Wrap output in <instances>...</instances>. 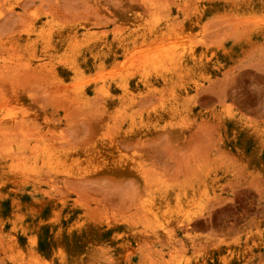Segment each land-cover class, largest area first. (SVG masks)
Listing matches in <instances>:
<instances>
[{
  "label": "rangeland",
  "instance_id": "obj_1",
  "mask_svg": "<svg viewBox=\"0 0 264 264\" xmlns=\"http://www.w3.org/2000/svg\"><path fill=\"white\" fill-rule=\"evenodd\" d=\"M0 264H264V0H0Z\"/></svg>",
  "mask_w": 264,
  "mask_h": 264
},
{
  "label": "bare ground",
  "instance_id": "obj_2",
  "mask_svg": "<svg viewBox=\"0 0 264 264\" xmlns=\"http://www.w3.org/2000/svg\"><path fill=\"white\" fill-rule=\"evenodd\" d=\"M223 99V98H222ZM225 103V102H224ZM22 126V125H21ZM12 129V128H11ZM93 156V155H92ZM96 161H98V162H101L102 161V157H101V153L100 152H97L96 154H95V156L93 157ZM93 160V159H92ZM210 207V206H209ZM213 208V207H212ZM212 212V211H211ZM210 212V213H211ZM207 215V214H206ZM205 215V216H206ZM208 216V215H207ZM195 219V218H194ZM194 222V221H193ZM193 251V250H192Z\"/></svg>",
  "mask_w": 264,
  "mask_h": 264
}]
</instances>
